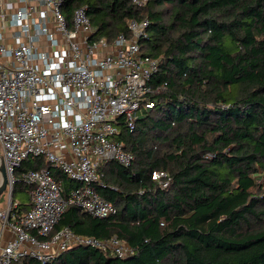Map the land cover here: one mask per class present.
Wrapping results in <instances>:
<instances>
[{
  "label": "trees",
  "instance_id": "obj_1",
  "mask_svg": "<svg viewBox=\"0 0 264 264\" xmlns=\"http://www.w3.org/2000/svg\"><path fill=\"white\" fill-rule=\"evenodd\" d=\"M82 6L94 37L110 42L130 34L131 18L148 20L139 42L159 59L155 105L134 128L121 122L131 165L100 166L96 188L117 213L95 217L70 204L55 228L117 236L133 254L80 245L48 264H264V0H63L62 11L71 21ZM43 167L65 196L78 185L44 156L28 158L16 171L17 212L31 206L22 173ZM154 171L167 173V186ZM21 192L28 201L16 199Z\"/></svg>",
  "mask_w": 264,
  "mask_h": 264
},
{
  "label": "built area",
  "instance_id": "obj_2",
  "mask_svg": "<svg viewBox=\"0 0 264 264\" xmlns=\"http://www.w3.org/2000/svg\"><path fill=\"white\" fill-rule=\"evenodd\" d=\"M62 2L0 0V144L9 181L0 209V264H48L80 245L120 257L134 252L117 236L103 240L55 228L70 204L95 217L118 211L96 184H102L103 162L129 166L134 160L118 140L121 122L134 128L155 105L148 95L159 59L145 55L139 42L148 20L131 18L130 34L110 42L94 37L86 7L76 8L69 21ZM132 2L144 6L147 0ZM41 156L78 185L65 196L49 167L27 169L22 178L31 186V206L19 213L12 199L16 171ZM152 178L162 186L169 180L164 171Z\"/></svg>",
  "mask_w": 264,
  "mask_h": 264
},
{
  "label": "rangeland",
  "instance_id": "obj_3",
  "mask_svg": "<svg viewBox=\"0 0 264 264\" xmlns=\"http://www.w3.org/2000/svg\"><path fill=\"white\" fill-rule=\"evenodd\" d=\"M2 157V146L0 144V158ZM258 182L259 183H264V176L258 177ZM28 196H30L28 194ZM28 196L26 195V193H17L16 194V199L20 200V199H24L25 201H28ZM8 202V193L7 191H4L1 195H0V209L5 208Z\"/></svg>",
  "mask_w": 264,
  "mask_h": 264
},
{
  "label": "water",
  "instance_id": "obj_4",
  "mask_svg": "<svg viewBox=\"0 0 264 264\" xmlns=\"http://www.w3.org/2000/svg\"><path fill=\"white\" fill-rule=\"evenodd\" d=\"M8 175L3 162V158H0V195L7 190L8 187Z\"/></svg>",
  "mask_w": 264,
  "mask_h": 264
}]
</instances>
